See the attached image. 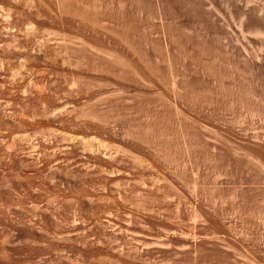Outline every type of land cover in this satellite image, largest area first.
<instances>
[{
	"label": "rangeland",
	"instance_id": "374dc122",
	"mask_svg": "<svg viewBox=\"0 0 264 264\" xmlns=\"http://www.w3.org/2000/svg\"><path fill=\"white\" fill-rule=\"evenodd\" d=\"M257 27L264 0H0V211L54 232L32 211L78 198L69 175L97 214L75 203L89 243L63 264H264ZM34 243L16 261L60 263Z\"/></svg>",
	"mask_w": 264,
	"mask_h": 264
},
{
	"label": "bare ground",
	"instance_id": "6f19581e",
	"mask_svg": "<svg viewBox=\"0 0 264 264\" xmlns=\"http://www.w3.org/2000/svg\"><path fill=\"white\" fill-rule=\"evenodd\" d=\"M255 32L257 33V34H259V35H264V33L260 30V29H258V27H257V29H255ZM31 162H33L34 163V161H31ZM58 162V161H57ZM46 163V162H45ZM56 163V162H55ZM29 164H30V162H29ZM38 164V163H37ZM44 164V163H43ZM48 164H51V161L49 162L48 161ZM48 164H46V166L48 165ZM51 165H53V166H56V165H54V164H51ZM66 166H67V164H65ZM70 165V164H69ZM84 165V164H83ZM46 166H44L45 167V169H46ZM49 166V165H48ZM48 166H47V168H48ZM81 166V165H80ZM28 167V166H27ZM29 167H32L33 168V166H32V164H31V166H29ZM28 167V168H29ZM50 167H52V166H50ZM57 167V166H56ZM65 167V166H64ZM83 167V166H82ZM263 167V172H264V166H262ZM35 168V170H36V167H34ZM33 168V169H34ZM30 169V168H29ZM29 170V172L30 171H32V172H34V170ZM41 169V168H40ZM43 170V171H46V170ZM49 169V168H48ZM54 169V168H53ZM37 170H39V168H37ZM36 170V172H37V174H38V172L39 173H41V171L39 170V171H37ZM26 172H27V170H25ZM50 171V170H49ZM49 171H48V173H49ZM72 171V170H71ZM35 172V173H36ZM80 172V171H79ZM16 173V172H15ZM21 173H22V176H23V172H22V170H21ZM21 173L19 174V175H21ZM31 173V172H30ZM47 173V174H48ZM73 173V172H72ZM26 174V173H25ZM36 175V174H35ZM44 175H46V174H44ZM55 176H56V173L54 174ZM58 176V175H57ZM61 176V175H60ZM69 176V175H68ZM68 176H63V177H59V182H57V181H55L56 183H58L57 185H56V190L58 191V187H59V189H62L61 190V192L62 191H68L69 189H74L77 193H78V195H79V197L77 198L76 197V199H74V198H72L74 195H70V197H65V199H63L64 200V204L61 206V207H58V208H56V209H54V210H51V211H49V212H46V215H45V212H39V210H34V208H33V210L34 211H32V212H34V215L36 214V216H35V220H36V218H37V221H38V224H42L43 223V221L44 222H46L47 220L49 221V222H51V223H53V225L56 227V229L54 230V232H52V227H51V231H49L48 230V228H50V223H48V225H49V227L47 228V224H46V228L47 229H42V228H44V227H42V228H39L38 227V225L36 226V224H35V221H34V223L32 222V220L30 219H28V220H24V221H17V220H12V219H9V217H6V216H9V215H7V212H3V213H6V215H3V217H2V219L0 218V220H2L4 223H6L7 222V224H14L15 223V226H13L12 228L16 231V236H14L13 237V235L12 234H10V233H7L6 231H4L1 227H0V264H29L28 262L26 263H20V262H18V261H20V260H18V261H16V258H17V256H18V254L20 255V253H22L23 251H21L20 250V253H19V248H22V247H19L18 248V245H16L15 247L13 246H11V245H13L14 244V240L17 238H22L23 240H24V242L27 244V243H29L30 242V244H31V242H32V245H30V244H28L27 246H26V244L24 245L25 247H28L29 245H30V247H33V244H35L34 242H36L37 240H38V242L40 243V244H42L43 243V245H41L42 247H43V249L42 250H35V247H34V249H29L30 247H28V251L30 250V256H31V258L32 257H44V256H46V255H48V254H50V253H56L58 256L59 255H61V254H63L64 256H66L67 254H69V255H67V257H68V260L69 261H72L73 262V260H75V258L73 259V260H71V258H69L70 257V254H74L75 255V257L77 256V255H79V254H81L84 250H86L87 248H88V243H89V237H90V235H88L87 233H88V231H84L83 230V226H82V224L84 223V216H83V214L81 215L80 214V211H87L86 212V214H88V211L90 212L91 211V213H92V210H93V212L95 211L94 209H92V205L91 204H89V200H90V198L87 196V193H86V188H85V185L80 181V179L79 180H74V179H72V178H70V177H68ZM71 176V175H70ZM35 176H33V175H29V176H24V177H22V178H20V179H18L17 181H15L13 184L14 185H12V188H11V190L12 191H14L15 189H13V188H16V189H21V188H24V187H27L28 189H30V188H32L33 187V184H32V179L34 178ZM40 177H42V176H40ZM45 177H47V176H45ZM43 179H45V178H43ZM56 179H58V178H56ZM81 179H83V178H81ZM49 184H50V186H51V184H54L55 182H54V176H50L49 177ZM41 181V180H40ZM39 181V182H40ZM43 181V180H42ZM41 181V182H42ZM83 181V180H82ZM38 182V183H39ZM44 183H45V181H43ZM43 182H42V184H43ZM46 182H47V180H46ZM33 183H35V182H33ZM48 183V182H47ZM7 184V182L5 181V182H3V185L4 186H6V187H8V188H6V189H8V192H9V190H10V185L9 186H7L6 185ZM12 184V183H11ZM41 184V183H40ZM46 184V183H45ZM54 185V186H55ZM14 186V187H13ZM38 186V185H37ZM36 186V187H37ZM42 186H44V185H42ZM46 186H48L47 184H46ZM36 187H34V188H36ZM45 187V186H44ZM2 188V187H1ZM0 188V189H1ZM34 188H32V189H34ZM38 188V187H37ZM47 188V187H46ZM49 188H51V187H49ZM53 188V187H52ZM39 189V188H38ZM45 190H47V189H45ZM53 190H54V188H53ZM12 191H10V192H12ZM39 191H40V189H39ZM70 191V190H69ZM29 192H30V190H29ZM56 192V191H55ZM72 192H74L73 190H72ZM67 193H69V192H67ZM70 193H71V191H70ZM74 194H76V193H74ZM9 195V194H8ZM56 195V194H55ZM67 195V194H66ZM77 195V194H76ZM75 195V196H76ZM77 195V196H78ZM54 196V193L52 194V197ZM62 196H63V194H62ZM64 196H65V193H64ZM64 196H63V198H64ZM10 197V196H9ZM10 199V198H9ZM11 199H12V197H11ZM51 200L52 199H50V201H48L47 202V205L49 204V202L51 203ZM54 200V199H53ZM79 202V204H78V202ZM46 202V201H45ZM77 202V203H76ZM78 204V206L80 205V204H82L83 205V203L85 204L84 205V207H83V209L81 208L80 209V211H71V209L73 208V206H75L76 204ZM35 204H37L38 205V203H35ZM45 205H46V203H45ZM50 205V204H49ZM51 206V205H50ZM77 206V205H76ZM52 207V206H51ZM81 207V206H80ZM79 207V208H80ZM48 210V209H47ZM82 212V213H83ZM1 211H0V214H3ZM94 213H96V212H94ZM97 214V213H96ZM96 214H94V215H96ZM33 215V214H32ZM45 215V216H44ZM57 216L58 218H56V219H54V217L53 216ZM94 215H92V216H94ZM1 216V215H0ZM89 216V215H88ZM86 217H87V215H86ZM99 218V217H98ZM94 219V217H93V219H94V223H95V227H97V229L98 228H100V231H102L101 229H103V228H105L104 226V224H103V222L100 220V218L99 219ZM33 219V220H34ZM40 222H42V223H40ZM81 223V226H79V228L81 227V230L78 228V226L76 227V223L78 224V223ZM67 224V226H70L69 224H73V227H75V231H73L72 229H73V227L72 228H70V229H68V228H65V227H67V226H65L64 228H62L63 227V224ZM43 225V224H42ZM42 225H40V226H42ZM45 225V224H44ZM17 226V228H15ZM62 226V227H61ZM72 226V225H71ZM54 227V228H55ZM53 228V229H54ZM79 229V230H78ZM72 230V231H71ZM86 230V229H85ZM15 231H14V233H15ZM99 231V230H98ZM93 241V240H92ZM95 241V240H94ZM45 243V244H44ZM92 243V242H91ZM90 243V244H91ZM38 244V243H37ZM36 244V245H37ZM99 243H98V241L97 242H95V243H92V246L93 245H95L96 246V249L98 248V245ZM24 246H23V248H24ZM35 246V245H34ZM100 247H101V245H100ZM16 248H18V250L16 249ZM38 247L36 246V249H37ZM92 248V247H91ZM40 249V248H39ZM93 249H95L94 248V246H93V248H92V250ZM95 249V250H96ZM26 251V248H25V250H24V252ZM27 252V251H26ZM29 252H27V255L29 256V254H28ZM54 253H53V255H54ZM17 255V256H16ZM21 255H23V254H21ZM21 255H20V257H21ZM25 255V254H24ZM53 255H51L52 257H53ZM57 255L55 256L56 258H57ZM99 255H101L100 253H99ZM16 256V258H14ZM50 256V255H49ZM98 255L96 254V256L94 255V257H93V259L95 258V261H93V262H96L97 261V259L99 258V257H97ZM27 257V256H26ZM96 257H97V259H96ZM18 258H19V256H18ZM17 258V259H18ZM28 258V257H27ZM54 258V257H53ZM73 258V257H72ZM34 259V258H33ZM57 259H59V261H60V258H57ZM62 259V258H61ZM64 259V258H63ZM100 259H101V257H100ZM29 260H30V257H29ZM62 261V260H61ZM60 261V263H56V264H61L62 262ZM68 261V262H69ZM58 262V261H57ZM67 262V261H66ZM67 262V263H68ZM99 262V261H98ZM64 263V262H63ZM62 263V264H63Z\"/></svg>",
	"mask_w": 264,
	"mask_h": 264
}]
</instances>
